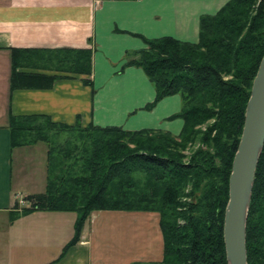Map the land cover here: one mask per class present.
Segmentation results:
<instances>
[{
  "label": "trees",
  "instance_id": "trees-1",
  "mask_svg": "<svg viewBox=\"0 0 264 264\" xmlns=\"http://www.w3.org/2000/svg\"><path fill=\"white\" fill-rule=\"evenodd\" d=\"M127 52L155 88L151 108L179 94L178 135L160 129L68 125L44 114L8 117L10 146L47 148L44 192L13 204L10 222L34 211H73V235L60 256L79 242L94 210L155 211L163 254L159 262L228 264L223 240L228 180L253 78L264 54V0H228L199 20L197 42L171 36L146 39ZM52 69L64 74L23 71ZM92 72L90 48L11 49L10 89L50 88L72 74ZM83 84L93 89L87 77ZM66 134L60 142L55 137ZM247 264H264V144L246 218Z\"/></svg>",
  "mask_w": 264,
  "mask_h": 264
},
{
  "label": "crops",
  "instance_id": "crops-1",
  "mask_svg": "<svg viewBox=\"0 0 264 264\" xmlns=\"http://www.w3.org/2000/svg\"><path fill=\"white\" fill-rule=\"evenodd\" d=\"M227 1L0 0V264H133L162 259L155 211L94 210L79 242L62 256L73 235L75 212L34 211L10 222L15 201L45 191L47 147L42 142L11 147L8 117L44 114L72 125L79 115L81 127L116 125L178 135L183 120L170 116L181 108L180 95L145 108L154 100L155 88L141 68L124 65L125 54L145 48L144 38L197 42L200 17L214 14ZM13 48H90L92 72L61 78L50 88L11 90ZM87 77L94 91L83 84Z\"/></svg>",
  "mask_w": 264,
  "mask_h": 264
},
{
  "label": "water",
  "instance_id": "water-1",
  "mask_svg": "<svg viewBox=\"0 0 264 264\" xmlns=\"http://www.w3.org/2000/svg\"><path fill=\"white\" fill-rule=\"evenodd\" d=\"M264 144V54L253 78L241 136L233 157L224 211L223 240L228 264H247L245 228L254 174Z\"/></svg>",
  "mask_w": 264,
  "mask_h": 264
},
{
  "label": "rangeland",
  "instance_id": "rangeland-1",
  "mask_svg": "<svg viewBox=\"0 0 264 264\" xmlns=\"http://www.w3.org/2000/svg\"><path fill=\"white\" fill-rule=\"evenodd\" d=\"M65 137H66V134H61V135H58V136H56L55 137V140L57 141H60V142H62L64 139H65ZM34 144H36V143H32V144H27V145H22V146H30V145H34ZM45 146L48 148V146L45 144ZM14 147H19V146H14ZM29 167H30V164H28V167L27 168H25L26 170L27 169H29ZM42 174H43V172H42ZM36 182V180L34 179V181H33V183L32 184H34ZM44 183H45V181H44V176L42 177V185H44ZM44 192V191H43ZM19 204L20 205H24L25 203L24 202H19Z\"/></svg>",
  "mask_w": 264,
  "mask_h": 264
}]
</instances>
